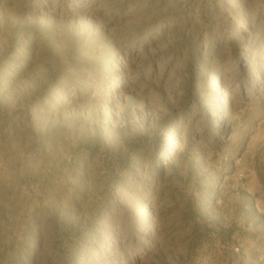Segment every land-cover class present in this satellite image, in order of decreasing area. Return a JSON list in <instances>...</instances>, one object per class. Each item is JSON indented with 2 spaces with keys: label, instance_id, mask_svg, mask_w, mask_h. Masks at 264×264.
I'll list each match as a JSON object with an SVG mask.
<instances>
[{
  "label": "rangeland",
  "instance_id": "374dc122",
  "mask_svg": "<svg viewBox=\"0 0 264 264\" xmlns=\"http://www.w3.org/2000/svg\"><path fill=\"white\" fill-rule=\"evenodd\" d=\"M0 264H264V0H0Z\"/></svg>",
  "mask_w": 264,
  "mask_h": 264
}]
</instances>
